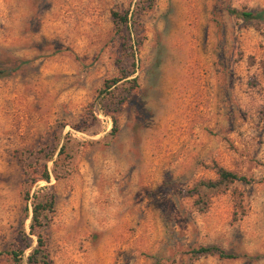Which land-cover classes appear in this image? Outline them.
I'll list each match as a JSON object with an SVG mask.
<instances>
[{
    "label": "rangeland",
    "instance_id": "374dc122",
    "mask_svg": "<svg viewBox=\"0 0 264 264\" xmlns=\"http://www.w3.org/2000/svg\"><path fill=\"white\" fill-rule=\"evenodd\" d=\"M263 65L264 0H0V264H27L44 192L47 264H264ZM214 166L250 181L185 193Z\"/></svg>",
    "mask_w": 264,
    "mask_h": 264
},
{
    "label": "trees",
    "instance_id": "16d2710c",
    "mask_svg": "<svg viewBox=\"0 0 264 264\" xmlns=\"http://www.w3.org/2000/svg\"><path fill=\"white\" fill-rule=\"evenodd\" d=\"M226 11L228 14L240 18L244 21L261 19V12L236 10L232 8H228ZM111 18L112 21L117 25L122 24L127 28L130 26V21L129 19L126 18V15L120 16L118 13L112 12ZM138 43L139 42L137 39L135 38L131 39L130 43L128 44L129 49H131V51H134ZM262 74L264 76V65L262 66ZM117 81H118L117 79H113L105 82L103 89L101 91L105 93L107 96L112 95L113 93L111 91V88L113 85H115ZM129 83L131 87H135L134 78L130 79ZM123 100L124 97L120 96V98H118L116 101L109 102L113 105L112 111L110 112V114H108L111 120V127L108 134L111 137L114 136L117 132V124L113 113L116 111L117 105L121 104ZM63 150H64L63 146H60L57 155H61L63 153ZM36 154L38 155V153ZM39 158L44 160V163L42 165V171L39 175V178L44 182H48L49 172L46 168V162L51 160V155L48 154L45 156H39V157L37 156L34 158V161L38 160ZM55 162L56 160L53 161L51 174L54 176V178H57L58 176L55 172V168H56ZM32 169L33 168H31V166L28 165L26 166V171H25L26 179L23 181L22 184L23 186H21L22 197L26 201L29 200L28 186L30 184L32 185L35 182L32 178L29 180L27 178L29 177V172ZM213 169H214V174L216 176L215 180L199 181L191 190L185 193L198 195V193L196 192L198 189L215 190L218 189L219 187H225L227 184L232 182L246 183L250 181V179L246 178L245 176L237 175L229 170L224 169L223 167L214 166ZM27 181H29L28 184H26ZM53 203H54V197L53 194L51 193L44 192L42 194L39 195L34 194L32 196V201H30V219H29L28 228H29V234L33 235L35 238L36 245L31 250L29 255L26 257L27 264H47V255L44 251V245H43L42 235L40 234V229H42L47 224L48 221L47 215L52 211ZM189 254L195 258L206 255H216L217 257L223 259L236 258L234 254L226 253L217 246H199L195 249H191L189 251ZM11 255L14 257L13 253H11Z\"/></svg>",
    "mask_w": 264,
    "mask_h": 264
}]
</instances>
